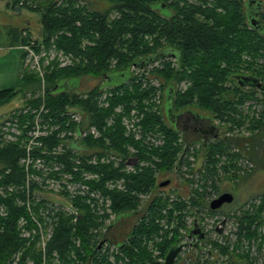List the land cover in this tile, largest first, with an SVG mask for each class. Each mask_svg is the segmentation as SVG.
Returning a JSON list of instances; mask_svg holds the SVG:
<instances>
[{"label":"trees","instance_id":"1","mask_svg":"<svg viewBox=\"0 0 264 264\" xmlns=\"http://www.w3.org/2000/svg\"><path fill=\"white\" fill-rule=\"evenodd\" d=\"M105 1L110 7L104 11L93 8L88 0H7V5L18 11L28 9L40 15L42 40H29L21 32L20 39L19 36L14 38L20 41V46L29 45L37 53H40L42 48L46 51L55 48L57 52L74 58L72 65L64 67L60 66L59 60H54L46 66L43 59V77L36 70L23 72L22 89L25 95L35 98L27 105L38 109L45 103V108L49 111L45 118L54 120L66 114L69 108L79 106L88 114L90 126H95L103 134L102 139L89 137L85 141L87 147H102L108 152L112 151L109 148H113L125 162L129 155L128 149L134 147L138 151V158L150 163L149 167L135 175H126L121 170L116 171L107 166L97 168L82 165V168L92 172H104L100 183L93 185L112 196L113 210L116 215H120L138 208L139 195L148 194L158 188L156 172L173 171L178 154L182 150L179 144L181 132L168 124L163 113L144 114L141 127L144 133L159 132L164 135V145L161 148H152L150 142H145L144 139L135 141L127 136L119 117L113 126L108 127V119L112 117L117 106L123 105L125 111H129L135 101L140 102L139 98L144 93L143 82L148 78L146 73L149 69L141 68L146 64L144 62L156 58L160 62L149 66L160 63L165 66L158 73L166 74V84L172 80L165 89L166 92L171 90L172 113L194 110L192 107H196L198 111L207 112L213 121L229 124L228 128L234 129L245 124L236 120L241 117L240 106L248 100H259L258 93L264 94V62L261 64L259 61L264 58V35L247 24L244 11L247 0H197L195 4L190 0ZM167 52L175 56L178 64L176 74L172 70L174 58L166 57ZM134 70L142 74L134 78ZM189 71L191 73L188 77L193 81V86L186 94L177 95L175 83ZM123 73H129L130 79L120 85L108 88L103 84L88 86L90 80L102 82L108 76ZM241 74L258 78L262 83L261 88L250 87L248 92H245L244 88L247 87H241L235 79L236 76H243ZM75 80L80 81L81 87L87 84V89L69 88L68 84ZM134 80H138V83L129 87L130 82ZM164 87L165 85L162 89ZM109 88H113L116 96L110 99L107 108L100 107L96 97ZM18 93L15 88L0 90V106L11 102ZM22 118L20 122L30 120L32 123L34 116L27 114ZM235 124L237 126H234ZM249 130L252 133L264 130V122L251 121ZM42 141L51 142L49 139ZM235 142L239 143L238 140ZM58 143L59 141H55L52 145ZM20 144L19 141L4 143L0 136V264L10 263L18 253L24 254L22 264H25L28 258L35 259L36 264L41 263L35 246H27L28 241L22 239L20 222L25 219L27 229H32V218L43 220L41 208L44 207L45 201L37 192L47 184L39 182L36 178H29L25 166L21 164V158L25 156L26 151ZM52 145L47 146L49 151H52ZM226 147L228 146L224 142L211 145L210 156L217 152H226ZM36 154L38 151L33 153L34 158ZM253 154L252 152L251 159L254 161L256 159ZM71 157L72 152L68 151L66 155L55 156L54 159L62 161L65 171L72 173L73 163L69 161ZM232 157L238 160L240 154ZM30 174L43 178V173L36 170H31ZM54 175L56 173L50 172L48 178ZM115 178H124L126 193L108 189V182ZM161 197H157L153 203V216L158 218L159 222L164 216L162 210L169 206L168 201L164 202ZM197 202L192 200L194 206ZM186 206V203L182 205L178 202L170 213L172 222L174 211H179V215L174 218L175 221L180 220V229L185 223L182 213ZM263 212L264 200L259 205L253 204L252 211L237 217L241 228L246 229V233L240 237L252 239L256 235L259 229L255 226L264 223ZM58 217L61 218L59 225L48 246L50 257L54 252H58L69 264H73L68 256L75 248L76 241L80 240L81 249H85L88 254V264H107L106 256H100L102 252H99V243L95 242L96 234L91 230L95 225V217H92V214L89 213L88 217L82 216L75 225L72 224V217ZM159 222L154 219L147 226L142 225L135 230L136 238L124 247L132 262L140 264V260L136 261L133 257L134 250L139 249L140 253L143 237L148 238L160 227ZM114 226L115 224L108 226V230ZM108 240L116 243L112 238ZM244 257L247 259L249 255L241 256ZM129 264L133 263L129 261Z\"/></svg>","mask_w":264,"mask_h":264},{"label":"flooded vegetation","instance_id":"2","mask_svg":"<svg viewBox=\"0 0 264 264\" xmlns=\"http://www.w3.org/2000/svg\"><path fill=\"white\" fill-rule=\"evenodd\" d=\"M244 11L249 27L251 29L252 27L255 28L261 35H264V0H247ZM263 108L262 113H264ZM190 111L186 110L174 114L175 116L172 119L167 110H164L165 119L168 124L173 126L178 124L181 132L179 144L182 150L178 154L174 170L156 172L158 188L148 194L140 195L142 197H147L148 195L144 208H137L116 215L115 226L107 231L104 240L106 239L108 242L110 238L116 240L115 245L119 246V251L125 254L122 263L126 264V254L128 251L126 252L124 247L130 245V242L136 238L135 230L137 228L139 229L142 225L147 226L154 219L159 222L158 218L153 216V203L157 197H161V194L167 193V188L175 186L173 175L176 173L184 181L183 184L177 186L182 192V197L178 201L182 205L186 203L188 206L183 209L182 213L185 223L181 227L183 229H180L181 233L179 236H181V241H177L167 250L162 264L165 263L166 256L173 247H181L175 264H264V254L261 253L262 251L259 247L256 249L258 254L256 257L252 255L251 248H246V253L242 254L249 255V258H241L237 255L240 252V249L237 247L243 243L240 236L246 233V229L243 230L238 221L236 222L237 227L232 224V228H230V220H233V217L236 219L235 214H246L252 211L253 204H260L264 200V193L256 201L246 200V197L252 198L251 194L246 193V188H248L249 184L255 182L252 180L258 177V170L262 169L261 175L264 174V130L252 133L249 130V126H245L244 129L249 132L246 136L235 135V132H240V129H237L238 127L234 129L226 127V129H223L216 124L213 126L209 124L204 125L202 120H194L190 114L188 115ZM177 116L179 117L177 118ZM173 121H175V124ZM155 134L158 135L154 136V142L149 145L152 148H161L164 145L165 137L159 132H155ZM211 136L212 139L209 141ZM236 140L239 143H236ZM221 142L226 143L228 146L226 147V152H217L210 156L209 148L211 145H217V143ZM234 147L237 149H234ZM131 148L134 149V147ZM252 152L258 157L260 155L263 160L262 166L256 162L257 160L253 161L251 159ZM136 153V171L133 175L141 173L150 164L143 160L148 165L142 166L137 150ZM236 153L240 154V158L244 157L246 160H241L242 163L239 164L240 158L237 160L232 157ZM123 160L121 172L128 175L125 171L126 162ZM156 162L159 163V159L156 158ZM244 162L249 165L244 164ZM253 162H256V165L252 164ZM161 175H165L164 178L166 179L160 181L159 177ZM121 180L124 181V178ZM165 181L170 182L166 187H159ZM224 182H227L228 187L221 189L220 184ZM247 182L249 184H246ZM233 183H239L241 192L245 193L243 199L237 197L238 192L232 186ZM262 188V192H264V187ZM227 193L233 195V202L225 203L218 210H211L210 202ZM172 198L170 197L171 200ZM194 199L198 201V204L195 206L192 203ZM166 211L167 208L163 209L162 215H168L169 212ZM233 236L236 237L234 241L232 239ZM146 237L143 238L145 239ZM104 248L105 246H100L99 252H102L101 250Z\"/></svg>","mask_w":264,"mask_h":264},{"label":"rangeland","instance_id":"3","mask_svg":"<svg viewBox=\"0 0 264 264\" xmlns=\"http://www.w3.org/2000/svg\"><path fill=\"white\" fill-rule=\"evenodd\" d=\"M190 1L193 4H195L197 0H190ZM88 2L91 3L93 8L98 9L100 11L107 10L110 7V4L105 0H88ZM7 3H8L7 0H0V90L8 89V88H15L16 90L19 91V93L16 95L14 99H12L11 102L0 106V136L4 143L11 142L10 140H7L6 138H4L5 137L3 135L4 123L10 122L12 120H16L15 118H17L19 115L21 116L22 111L24 109L36 108L34 106L27 105L28 102L34 100L35 98L29 95H25L26 93L22 89L21 74L27 70H30L31 72L34 71V68L37 63L35 59H31L32 57L30 56L28 57V55H26L27 52L22 48V46H20V41H16L14 38L19 36V39H20V34L22 32L23 33L22 35L29 38V40L30 39L42 40L41 39L42 38V28L40 25V15L28 9H22L21 11L12 9L8 7ZM54 51H55V48L49 51H46L45 48H42L39 56H41L42 58L50 57L52 54L55 53ZM44 53H46V55H42ZM68 57L71 59L69 64L72 65L74 58L70 55H68ZM259 61L261 64H263L264 58ZM49 62H50V59H49ZM24 64L26 67L24 66ZM259 66H262V65L259 64ZM164 68L165 66L162 63L149 66V69L146 73L148 78L145 79V81L143 82L142 89L144 90V93H142L141 98H139L140 102L138 100L135 101L132 104V106L128 109L129 111H125V109L123 108V105L117 106L114 110V114L112 115V117L108 119L109 120L108 121L109 126L107 125L108 127L113 126L115 124V120L117 119V117H119L121 121V125L126 131V135L132 137V134L129 133L130 130H132V133L135 134L134 130H136L137 132L139 127H142V119L144 118L143 117L144 114L148 112L155 113L157 115H160L162 113L164 114L165 103L167 101V95H166L165 89H166V86H168L169 83L172 82V80H169L166 84L165 83L166 74L163 75V74L158 73V71H162ZM172 70L175 71L174 72L175 74L178 73V64L176 63V59L172 60ZM190 73L191 72L189 71L188 74L184 75V77L180 81L175 83V90H176L177 95L186 94L190 90V88L193 86V81L191 80L190 77H188ZM141 74L142 72L140 71H137V70L133 71V75L135 76L134 78H136L137 76H140ZM241 75L245 76L247 74H241ZM109 78L110 80H107L106 78L102 82L100 80H90L88 83V86L91 87L97 84H103L104 86H108L111 83L115 85H118V83L122 84V83H125V81L129 78V73L113 74L109 76ZM134 83L137 84L138 80H134L130 82L129 87H132V84ZM163 85H165V87L162 89ZM63 86L65 87L66 85L63 84ZM68 86L69 88L72 87L76 89V88H80L81 84H80V81L75 80V81H71L68 84ZM80 89H84V90L87 89V84L83 85V87H81ZM244 90L245 92H248V88H244ZM263 95L264 94L260 92L258 93V96H257L259 100H248L244 104H242V106H240L239 109L241 111V117L236 118V120L242 123L245 122V124L240 128L237 126V124L234 125L238 127L237 129H240V132H237V133L235 132V135L246 136L249 132H247L244 129V127L245 126L248 127L250 125V122L253 120H259V121L261 120L264 122V113H262V108L264 105ZM115 96H116V92L113 90V88H109V89L104 90L102 94L98 95L96 97V100L100 107L107 108L110 105V99L114 98ZM84 98H87V96H84ZM192 108H195L194 110H191L194 114H198L202 116L203 118L209 117L207 112L200 111V110L198 111L196 110L198 109L196 107H192ZM68 110L71 112H77L78 115H81V116L88 115L79 106L77 108L76 107L69 108ZM20 116H19V121L23 120V118H21ZM87 118L89 117L87 116ZM19 121H16L19 129H26L29 124H32L30 120L29 121L25 120L26 121L25 123H22ZM202 121L204 125L216 124L222 127L223 129H226V127L227 128L230 127L229 124H224L216 120L215 122L214 121L210 122L209 119L202 120ZM71 124H72L71 128H73L74 125L76 127L75 122H72ZM12 127L16 128V124L13 125ZM140 129L144 133L143 128H140ZM8 133H12V132L9 131ZM149 133H144V134H149ZM23 135L24 133H21L20 136H23ZM135 138H134L135 141L145 140V142H147L145 137L143 138L144 140L137 138V137ZM87 139L89 138L86 136L84 140L80 141V144L85 145V141ZM211 139H212V136L211 138H209V141ZM20 146L23 147V143H21ZM109 149L115 151V149L113 148H109ZM234 149H237V148L234 147ZM128 150H129V155H128V158H129L133 156L135 152H133L131 148H129ZM253 155L255 156L256 160L259 159L257 163H259V165L262 166L263 160L260 157V155L259 157L256 154H253ZM263 155H264V152H263ZM134 157H136V155ZM241 160H246V159L244 157H241L239 160V164L242 163ZM117 163H118L117 158H113V159L109 158L105 166H107V168H111L113 170L119 171L121 170V167H119ZM141 164H143V158H141ZM244 164L249 165L246 162H244ZM252 164L256 165V162H253ZM262 171H263L262 169L258 170L257 172L258 177L255 178V180H252L255 182L251 184H249L248 182L246 183V184H249L248 188H246V193L252 195L251 199L246 197V200H252V202L256 201L258 200L259 196L262 193H264L262 192L263 190L262 187H264V174L261 175ZM164 177L165 175H161L159 177L160 181L166 179ZM173 178H174L175 186H173L172 188H167L166 190L167 193L160 195L162 196L161 199L164 202L168 201L169 206L167 207V211H166V212H169L168 215L166 216L164 215L161 217L163 218L162 223L160 222V225H159L160 227L156 228L153 231L152 235H150L151 237L142 239L141 241L142 247H140V253H139V249L134 250L135 255L133 257L135 258L136 261L140 260V264H162V260L165 257L167 250L174 244L175 241H178V242L181 241L180 240L181 236H179V234L181 233V230L183 228L180 230L179 228L180 220L178 219V221H175L176 218H174L175 216L179 215V211H174V217L172 218V222H170V218H171L170 213L172 212L171 211L172 209L176 208L175 205L178 204L179 202L178 200H180V197H182V194H181L182 192L181 190H179L177 186H179V184H183L184 181H182L179 174H176V173H174ZM119 180L121 179L115 178V179L110 180V182H114V183L111 189L109 190H112L114 192L126 193L122 188L121 189L118 188L117 185H118ZM226 183L227 182L220 184V188L225 189L226 187H228ZM239 183H233L232 186L235 187L236 192H238L237 197L239 199L240 198L243 199L245 193L241 192V189H240L241 187L239 186ZM37 194H39V196L40 195L43 196L44 199H46L47 201H50L51 203L62 204L66 206L68 209L74 211V213L78 212L82 216L85 215L86 217H88L89 213L92 214V217H95L94 219L95 225L94 227L91 228V230L94 232V235L96 234L95 242L97 243L100 240V237L103 235L104 229L107 230L110 224H114V222L116 223V212L113 210L112 196L111 197L108 196L109 199L111 200L108 205V207L110 206L109 211L106 214H103V213L94 214L90 206L85 207L81 204H78L76 203L75 199L72 198L71 196H66V194L64 193L57 194L56 190L54 193L53 190H43L42 189L38 191ZM170 197H173L174 199L171 200ZM139 199H140V204L138 208L139 209L144 208L148 200V195L147 197L146 196L142 197L139 195ZM256 205H259V204H256ZM235 215H236V219H234L233 217V220H230V228H232V224H234L235 227H237L236 225V222L238 220L237 217H240L241 215L239 214H235ZM263 217H264V213H263ZM220 219L222 220V218ZM263 222H264V218H263ZM255 227H257L259 230L257 231L256 235L252 237V239L241 237L243 240V243L239 244V246L237 247L240 249V252L237 254L238 256L240 257L243 256L242 254L246 253L245 251L247 250L246 248H251L252 255L256 257L258 256L256 249L258 247L260 249L264 247V223L260 226L256 225ZM232 239L234 241L236 240V237L233 236ZM80 246L81 244L80 245L76 244L75 248L72 249L73 250L71 252L72 257L75 258V262H73V260L72 262L73 264L74 263L75 264H88L86 261L88 259V256H87L88 254L86 253V250L81 249ZM40 252H41V249H40ZM261 253L264 254V249L262 250ZM105 254H107V257H108L107 264H120L124 260L123 256H125L123 252L119 253V249H110V248L108 252H105ZM126 256H127L126 257L127 259L125 261L126 264H129V261L133 264H138L137 262L135 263L132 262V260L130 259L131 257L128 256V252Z\"/></svg>","mask_w":264,"mask_h":264},{"label":"built area","instance_id":"4","mask_svg":"<svg viewBox=\"0 0 264 264\" xmlns=\"http://www.w3.org/2000/svg\"><path fill=\"white\" fill-rule=\"evenodd\" d=\"M22 48L27 52L26 54L28 55V57L30 56L32 57L31 59L36 60L37 64L34 70H36L41 77H43L44 75L42 65L43 59H45L44 65L46 66L54 60H59L61 62V67L70 65L69 63L71 59L67 55L59 53L56 50L54 51L55 53L50 57L42 58L41 56H39L41 52L37 53L31 46L27 45L23 46ZM42 55H46V53ZM38 59L40 60V62ZM45 107V104H43L38 109L27 108L22 111L21 116L19 115L21 118L27 114H32L34 116L32 125H28L26 129L18 128L16 121H19V116L15 118L16 120L4 123V138L10 140L13 143H16L18 141L20 143H23V149L26 151V154L21 158V164L25 166L26 171L29 174V178H36V180H38L39 182H45L47 184L42 188L43 190H53L54 193L56 190L57 194L64 193L66 194V196H71L72 198H74L76 203L84 206H90L94 214H106L109 211L110 206L108 207V205L111 200L104 190L99 187L96 188L93 185L96 183H100L101 179L104 178V172H92L90 170L82 168V165L87 164L88 166H95L97 168H100L106 165L109 158H117V164L119 165V167H121L123 158L113 150L108 152V150L102 147L91 149L84 144H80V141L84 140L86 136L88 138L93 137V139H102V132L95 126H90L89 118L85 120L84 115L81 116L78 115L77 112H71L69 110L66 114H62L61 117L56 120L45 118V115H47L49 112ZM72 122L76 123V127L74 125V127L71 128ZM15 124L16 128H13L12 126ZM140 128L141 127H139L137 132L136 130H134L135 134H133L132 130H130L129 133L132 134V138L137 137L143 139L145 137L147 142H154V136L158 134H144ZM9 131H11L12 133H8ZM21 133H24V135L20 136ZM42 139H49L51 140V142L44 143ZM55 141H59V143L57 145H52V142ZM49 144L52 145V151H49L50 148H47ZM131 149L133 152H135V154L126 160L125 169V171L129 175L135 173V164L137 163L136 157H134L137 154L136 150L133 148ZM35 151H38L39 155L36 154V157L34 158L33 153ZM68 151L72 152V157L69 158L70 163H73L72 173L65 171V165L64 163L62 164V161L58 162L54 159L55 156L61 157L63 155H66ZM144 165L148 164L143 162L142 166ZM31 170L42 172L43 178L36 177L34 174H30ZM50 172H54L56 173V175L48 178V174ZM113 183L114 182H108V189H111ZM117 186L118 188H122L124 191H127L125 181L119 180ZM37 195L39 196V194ZM41 197V199L45 201L44 207L41 208L43 220L38 221L32 218L34 222L32 229H27V222L25 221V219H21V237L23 240L28 241L27 246H35L36 250L40 254V264H49V262H52V264H69V261L63 259L58 252H54V254L50 257L48 246L50 241L54 237L55 230L59 225V221L61 219H59V215H67L69 217H72V224L74 225L78 222V219L82 218V215L78 212L74 213V211L68 209L62 204L51 203L50 201L44 199L43 196ZM173 199L174 198H172V200ZM107 230L104 229L103 235L100 237L98 243L100 244L99 246H101V243L103 242V246H105V248L101 250L102 254L100 256H106L108 260L107 254H105V252H108L109 248L119 249V246L115 245V243H112L111 241L108 242L106 241V239L104 240L105 237L103 236L105 235ZM76 242V244L78 245L81 244L80 240ZM263 249L264 247H262L261 251ZM23 255L24 254L22 253L15 254L11 262L8 264H22ZM68 258L75 262V258L72 257V253L68 256ZM32 263L36 264L35 259L28 258L25 264Z\"/></svg>","mask_w":264,"mask_h":264},{"label":"water","instance_id":"5","mask_svg":"<svg viewBox=\"0 0 264 264\" xmlns=\"http://www.w3.org/2000/svg\"><path fill=\"white\" fill-rule=\"evenodd\" d=\"M166 57L170 58V57H173L175 59V56L173 53L171 52H167L165 54ZM157 62H160V60L156 59V58H151L149 59L148 62H144L146 63L145 65H143L141 68H148L150 64L152 63H157ZM140 68V69H141ZM130 79V78H128ZM128 79L125 81L127 82ZM235 79L238 81V83L240 84L241 87H251V88H254L256 87L257 89H260L261 86H262V83L261 81L258 79V78H255L253 76H236ZM107 80H110L109 76L107 77ZM112 85H115L113 83H111L110 85L106 86V87H109V86H112ZM118 85H120V83H118ZM166 95H167V101L165 103V109L167 110V112L169 113L170 115V118H174V113H172V110H171V90L169 89L167 92H166ZM190 114V116L194 119V120H208L210 122H213V120L209 117L207 118H203L202 116H196L197 114H194L192 111H190L188 113V115ZM180 116V115H179ZM177 116V118L179 117ZM84 119L87 120V116L84 115ZM174 124H175V121H173ZM177 129H179L180 131V127L178 124L175 125ZM210 126H213L210 125ZM170 181H165V182H162L159 187H166L168 184H169ZM234 200V197L232 194H224V195H221L220 197H218L217 199H214L213 201L210 202V208L211 210H218L219 208H221L225 203H232ZM103 245V242L101 243V246ZM180 250H181V247H173L170 249L169 253L167 254L166 256V259H165V263L164 264H175V260L176 258L178 257L179 253H180Z\"/></svg>","mask_w":264,"mask_h":264}]
</instances>
